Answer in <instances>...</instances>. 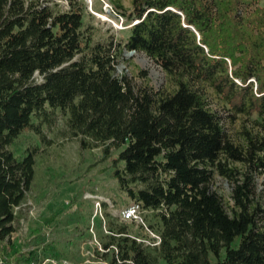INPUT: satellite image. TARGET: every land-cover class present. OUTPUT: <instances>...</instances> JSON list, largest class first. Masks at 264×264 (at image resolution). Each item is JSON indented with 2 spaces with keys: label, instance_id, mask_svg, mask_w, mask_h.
Returning a JSON list of instances; mask_svg holds the SVG:
<instances>
[{
  "label": "trees",
  "instance_id": "trees-1",
  "mask_svg": "<svg viewBox=\"0 0 264 264\" xmlns=\"http://www.w3.org/2000/svg\"><path fill=\"white\" fill-rule=\"evenodd\" d=\"M132 6L125 16L137 23L123 47L160 66L172 90H136L116 75L123 42L86 22L85 0H0V249L9 255L2 242L35 176L36 151L17 158L10 147L24 131L54 124L60 111L82 149L119 151L120 189L156 218L154 247L124 226L110 228L103 245L110 264H264L261 0ZM206 84L230 109L259 118L240 142L228 135ZM217 177L231 187L229 208L214 190Z\"/></svg>",
  "mask_w": 264,
  "mask_h": 264
},
{
  "label": "rangeland",
  "instance_id": "rangeland-1",
  "mask_svg": "<svg viewBox=\"0 0 264 264\" xmlns=\"http://www.w3.org/2000/svg\"><path fill=\"white\" fill-rule=\"evenodd\" d=\"M85 1L90 14L86 22L97 34L103 38L115 36L123 42L116 75L126 76L136 90H172L163 69L144 53L125 55L123 44L129 29L137 23L128 22L125 16L132 12L133 0ZM60 3L66 9L67 4ZM261 5L264 6V0ZM205 87L212 97V107L224 118L228 135L240 142L241 132L252 128L259 118L230 109L209 84ZM67 120V115L58 111L54 124L44 125L39 134L24 131L10 147L17 158L24 157L27 150L36 151L34 181L23 203L27 205L17 213L16 235L9 243L10 257L20 264H30L32 253L58 263L66 260L69 264H110L111 253L106 254L103 247L113 236L110 228L124 226L128 235L138 240H149V231L157 234L150 227H156L152 212H142L144 224L121 217L132 202L114 177L113 164L119 151L105 157L101 147L82 149L79 139L72 137ZM257 184L259 189L264 188V175L257 178ZM214 190L227 208L229 202L233 205L231 187L226 181L217 177Z\"/></svg>",
  "mask_w": 264,
  "mask_h": 264
},
{
  "label": "built area",
  "instance_id": "built-area-1",
  "mask_svg": "<svg viewBox=\"0 0 264 264\" xmlns=\"http://www.w3.org/2000/svg\"><path fill=\"white\" fill-rule=\"evenodd\" d=\"M27 204H23L19 207L15 208V214L17 215L18 211L26 206ZM142 211L141 207L138 204H132L126 209H124L121 212V217L125 221H135V222H140L144 224V220L141 216ZM1 231V230H0ZM151 238L149 240H138L139 242H143L144 244L148 246H158L161 243V238L159 235L152 233L149 231ZM14 235H16V231L12 232L10 235L5 237L4 241L2 242L4 245H8L9 243L12 242ZM0 264H20L19 262L14 261L13 258L10 257V255H6L1 249H0ZM30 264H69L68 261H61L58 263L55 259L50 258V257H37L36 261H30Z\"/></svg>",
  "mask_w": 264,
  "mask_h": 264
},
{
  "label": "water",
  "instance_id": "water-1",
  "mask_svg": "<svg viewBox=\"0 0 264 264\" xmlns=\"http://www.w3.org/2000/svg\"><path fill=\"white\" fill-rule=\"evenodd\" d=\"M180 14V13H179ZM137 52L136 51H127V50H125V55H127V56H133V55H135Z\"/></svg>",
  "mask_w": 264,
  "mask_h": 264
}]
</instances>
